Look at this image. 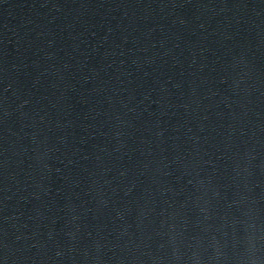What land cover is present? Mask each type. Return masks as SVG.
I'll use <instances>...</instances> for the list:
<instances>
[{"label":"water","instance_id":"water-1","mask_svg":"<svg viewBox=\"0 0 264 264\" xmlns=\"http://www.w3.org/2000/svg\"><path fill=\"white\" fill-rule=\"evenodd\" d=\"M0 264H264V0H0Z\"/></svg>","mask_w":264,"mask_h":264}]
</instances>
